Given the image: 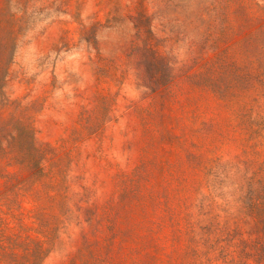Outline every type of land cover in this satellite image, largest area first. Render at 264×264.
<instances>
[{"label": "rangeland", "instance_id": "obj_1", "mask_svg": "<svg viewBox=\"0 0 264 264\" xmlns=\"http://www.w3.org/2000/svg\"><path fill=\"white\" fill-rule=\"evenodd\" d=\"M0 264H264V0H0Z\"/></svg>", "mask_w": 264, "mask_h": 264}]
</instances>
